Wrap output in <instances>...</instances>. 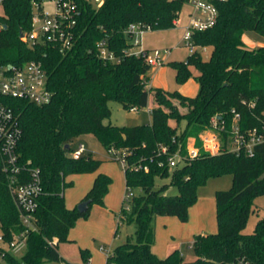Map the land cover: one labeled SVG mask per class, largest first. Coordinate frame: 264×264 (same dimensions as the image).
Returning <instances> with one entry per match:
<instances>
[{
	"label": "trees",
	"instance_id": "trees-1",
	"mask_svg": "<svg viewBox=\"0 0 264 264\" xmlns=\"http://www.w3.org/2000/svg\"><path fill=\"white\" fill-rule=\"evenodd\" d=\"M79 16L75 27V44L62 56L50 46L27 47L20 34L31 28L29 0H3L0 16V65L21 66L40 61L45 70L46 88L51 100L34 105L22 99L0 98L17 117L21 134L16 153L22 164L39 170L42 193L35 211L36 232H30L26 249L20 257L8 256V264H61L58 244L67 241L77 220L86 218L90 205L102 206L111 179L99 174L83 201L84 212L68 209L63 191L71 186L65 178L75 174L96 172L101 161L89 155L73 158L69 142L76 137L93 135L107 151L126 148L128 165L141 162L148 171L124 170L125 186L140 189L128 209L119 211L120 222L134 226L133 241L127 240L107 257V264H235L245 259L264 264V218L251 234H244L255 198L264 196V144L253 148L248 156L222 151L209 154L201 149L199 134L209 126L212 117L225 124L221 133L224 147L234 115H238L241 132L264 125V45L247 49L242 42L245 33L253 32L264 40V0H226L216 3L215 24L192 34L194 47L209 48L204 60L197 50L185 62H172L177 83L190 77L189 68L197 71L198 92L185 97L161 88H146L150 66L141 56L129 53L133 48L128 26L141 23L146 29L165 30L187 0H104L93 7L76 0ZM104 41L114 60L98 56L96 45ZM148 51V50H146ZM151 97V120L140 126H113L103 121L110 117L108 102L116 101L125 111L147 107ZM185 122L177 132L169 121ZM188 137H194L198 155L181 166L169 170L160 167L157 144L170 152L178 147L186 154ZM67 146V148H66ZM151 161V162H150ZM0 155V232L6 239L18 232V211L2 173ZM232 176L231 188L216 191V231L193 237L195 259L185 262L178 251L165 258L151 251L154 242L155 217H176L187 221L188 209L196 202L198 187L210 178ZM169 178V184L154 190L155 178ZM169 188L177 194L165 195ZM122 216V218H121ZM55 240V243H53ZM88 255L83 264H88Z\"/></svg>",
	"mask_w": 264,
	"mask_h": 264
},
{
	"label": "built area",
	"instance_id": "built-area-1",
	"mask_svg": "<svg viewBox=\"0 0 264 264\" xmlns=\"http://www.w3.org/2000/svg\"><path fill=\"white\" fill-rule=\"evenodd\" d=\"M226 0H187L191 7L189 21L185 29L184 41L194 51L191 43L192 34L196 31H204L212 27L217 18L216 3ZM93 7H100L104 0H85ZM31 14V28L28 32L21 34L20 39L29 47L50 46L62 56L69 53L75 44V27L79 16L78 4L76 0H29ZM50 6L47 9L46 6ZM0 7L3 12V0H0ZM3 13L0 15L2 16ZM147 30L141 23H133L128 26L126 33L130 35L133 48L129 53L144 58L145 62L154 67L162 64V60L150 51L140 48V37ZM98 56L102 59L114 60V56L106 48L104 41L96 45ZM47 76L40 61H29L21 66L12 64L0 65V98H13L28 101L40 106L47 104L51 100V92L46 88ZM131 111H137L133 108ZM238 115H234L224 147L221 133L225 129V124L219 117H212L209 126L198 136L201 142V149L209 154H218L222 151L238 153L245 152L248 156L253 155V148L264 144V125L260 128H252L247 132H241L238 124ZM20 128L17 117L13 111L0 102V155L2 157V173L4 174L7 187L13 198L14 205L18 211L20 230L10 232V238L6 239L0 234V264H8V256L20 257L26 249V240L30 232H36V218L34 216L37 209V199L42 193L41 178L39 170L31 167L30 162L22 164L16 153V146L20 138ZM194 137L186 140V154L181 153L180 147L175 152H170L169 148L162 144L156 146V156L160 159L157 164L162 167L164 164L169 170L181 166L187 160L198 155L199 148L195 145ZM85 153V148L79 144L70 156L78 158ZM107 154L112 161L120 163L124 172L129 167L135 171H148L147 165H142L140 161L128 165L126 156L130 151L126 148L116 150L111 147ZM151 162V161H150ZM134 195L132 189L125 187L122 208L128 209V203ZM122 218V216H121ZM120 222V217L118 216ZM55 243V240H53ZM192 246V243H191ZM110 255L108 252L107 257ZM105 264L106 261H105ZM235 264H252L240 259Z\"/></svg>",
	"mask_w": 264,
	"mask_h": 264
},
{
	"label": "rangeland",
	"instance_id": "rangeland-1",
	"mask_svg": "<svg viewBox=\"0 0 264 264\" xmlns=\"http://www.w3.org/2000/svg\"><path fill=\"white\" fill-rule=\"evenodd\" d=\"M46 7L50 9L49 5ZM190 11V5L183 4L178 14L177 25L173 28L155 31L147 29L143 33V42L148 45L145 44L146 48L150 50L151 55L157 53L164 64L157 67L149 77L150 86L153 88H161L169 92L175 91L186 96H191L197 89V84L193 78L196 75L194 68H189L190 77L184 83L179 84L175 79V71L171 66L172 62H185L190 54V48L183 39ZM2 13L0 7V15ZM242 42L247 49H254L264 44V40L253 32L245 33ZM201 56L204 59L207 58L208 50L201 52ZM108 107L111 114L108 119L103 121L106 125L132 127L146 125L150 122V112L147 107L137 111H125L116 101L108 102ZM170 121L177 128V132L185 128L184 121L180 123H176L174 120ZM79 144H82L86 149L85 155L99 161L102 160L100 164H104L103 170L112 173L110 176L113 178V185L108 203L106 202L103 207L95 204L90 205L86 218L78 219L70 237L67 238V241L59 243L57 250L62 259V264H83L85 255L91 256L95 264H105L108 252L112 253L116 247L123 245L127 240L133 241L134 238V226L119 222L114 215L119 213L120 193L121 190L123 193L125 184L124 175L121 174L120 163L108 159L107 151L93 135L76 137L69 142L72 150L77 148ZM74 181L73 187L66 188L64 191V203L70 208L78 206L83 198V195L80 194L84 186L80 178H76ZM169 181V178L157 177L154 180L153 189L157 190L163 185L169 184ZM231 185L232 176L224 174L210 178L205 185L198 187L196 202L189 207L186 222H181L176 217H155L154 224L157 233L154 249L157 247L163 250L165 246L171 247L169 245L175 243L178 246L176 249L171 250L169 254L176 250L182 255L185 262H192L195 259L191 247L193 236L202 233L204 230H206L204 231L206 234L213 233L210 226L212 223L215 224V192L227 191L231 188ZM139 192L140 189H132L134 196L138 195ZM176 194L175 188H169L165 193L168 196ZM99 208L107 209L105 214H102ZM261 218H264V196L255 198L252 212L242 233L251 234L255 224Z\"/></svg>",
	"mask_w": 264,
	"mask_h": 264
},
{
	"label": "crops",
	"instance_id": "crops-1",
	"mask_svg": "<svg viewBox=\"0 0 264 264\" xmlns=\"http://www.w3.org/2000/svg\"><path fill=\"white\" fill-rule=\"evenodd\" d=\"M190 13H191V11H190ZM178 18V17H177ZM177 18L174 20V26L175 25H177ZM144 33V32H143ZM143 35L144 34H142L141 35V37H140V48H142V49H144V50H148V48H146V46H148L146 43H144L143 42V39H142V37H143ZM145 44H146V46H145ZM262 45H264V44H262ZM195 50H197L198 52H200V54H201V52H203V51H207L208 50V57H209V53H210V50H209V48H198V47H196V49ZM148 51H150V50H148ZM208 57L207 58H203L204 60H206V59H208ZM164 64H163V62H162V64L161 65H157V66H154V67H151L150 68V70H149V72L147 73V81H146V84H145V87L148 89V88H153V87H151L150 86V84H151V81L149 80V77H150V75L153 73V72H155V70H156V68L157 67H161V66H163ZM198 74H197V71H196V75L193 77L194 78V80H195V77L197 76ZM195 82H196V80H195ZM196 84H197V89L192 93V95L191 96H186V95H184V94H181V93H179V94H181L182 96H185V97H194L196 94H197V91H198V83L196 82ZM151 107H152V101H151V97H149L148 98V104H147V109L149 110V112H150V109H151ZM150 120H151V115H150ZM150 123V122H149ZM169 123V125L171 126V127H175V125H173L172 123H171V121H169L168 122ZM184 130V129H183ZM183 130H181V131H183ZM180 131V132H181ZM87 151H86V149H85V153H86ZM84 153V154H85ZM109 157V156H108ZM109 160H111L110 158H108ZM101 161V163H102V160H100ZM112 161V160H111ZM115 162V161H114ZM103 165L104 164H100V166H99V168L96 170V172H94V173H90V174H75V175H70V176H68V177H66L65 178V181L66 182H70L71 183V186L70 187H73V185L75 184V181H74V179H78V178H80V181L82 182V184H83V188L81 189V194L80 195H83V198H84V196L87 194V192L89 191V189L91 188V186H92V184H93V181H94V179H95V177L97 176V175H99V174H102V175H106V176H108L110 179H111V184H110V186H109V188H108V191H107V193H106V195L104 196V201H103V205L107 202L108 203V199H109V194H110V191H111V188H112V185H113V178H111L112 176H110V175H112V173H110V172H106V171H104L103 170ZM121 166V165H120ZM121 170H122V167H121ZM121 174H123L124 175V172H123V170L121 171ZM123 178H124V176H123ZM124 181H125V178H124ZM70 187H68V188H70ZM125 184H124V190H123V193H122V190H121V193H120V202H119V211H120V209L122 208V203H123V196H124V191H125ZM66 190V189H65ZM64 190V191H65ZM64 191H63V197H64ZM140 193H142L141 192V190H140V192H139V194ZM83 198H82V200L81 201H83ZM215 202V201H214ZM103 205L101 206V207H103ZM66 206V205H65ZM68 209H72V208H74V207H72V208H70V207H68V206H66ZM117 207H118V204H117ZM76 208V207H75ZM99 209H101V211H102V214H105V211L107 210V209H105V208H99ZM215 212H216V208H215ZM114 214V213H113ZM112 214V215H113ZM107 215H108V213H107ZM115 215V217L116 218H118V215H119V213L117 214H114ZM109 217V216H108ZM107 217V218H108ZM114 217V216H113ZM215 217V216H214ZM78 221V220H77ZM77 223V222H76ZM75 226V225H74ZM112 229V228H111ZM111 229H109V230H111ZM210 229H211V231L214 233L215 231H216V220H215V224L214 223H212V225L210 226ZM73 230H74V227L73 228H71L70 229V231H69V233H68V237H70V234H72V232H73ZM153 230H154V242H153V244L151 245V251L157 256V257H159V258H165L167 255H169V252L171 251V250H174V249H176V247L178 246L177 244H175V243H173V244H171V245H169V246H171V247H166L165 246V248L162 250V249H158L157 247H155V249H154V245H155V240H156V228H155V224H154V220H153ZM201 231H202V229H200ZM204 231H206V230H204ZM204 231L202 232V233H197L198 235H206V233H204ZM0 234H2L1 232H0ZM194 237V236H193ZM94 252V251H93ZM159 253H162V254H159ZM182 256V255H181ZM88 264H95L94 263V261H93V259H92V257L91 256H89L88 255ZM61 264H62V261H61Z\"/></svg>",
	"mask_w": 264,
	"mask_h": 264
},
{
	"label": "water",
	"instance_id": "water-1",
	"mask_svg": "<svg viewBox=\"0 0 264 264\" xmlns=\"http://www.w3.org/2000/svg\"><path fill=\"white\" fill-rule=\"evenodd\" d=\"M20 36H21V34H20ZM66 148H67V146H66ZM88 204H89L88 201H82L78 206H76L77 211L78 212L86 211Z\"/></svg>",
	"mask_w": 264,
	"mask_h": 264
}]
</instances>
